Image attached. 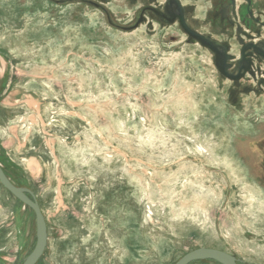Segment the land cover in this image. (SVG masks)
I'll use <instances>...</instances> for the list:
<instances>
[{"label":"rangeland","instance_id":"1","mask_svg":"<svg viewBox=\"0 0 264 264\" xmlns=\"http://www.w3.org/2000/svg\"><path fill=\"white\" fill-rule=\"evenodd\" d=\"M186 2L0 0V164L45 216L36 264H175L201 247L264 264V56L255 72L241 57L264 35H237L226 0L208 16ZM36 239L0 182V264Z\"/></svg>","mask_w":264,"mask_h":264},{"label":"water","instance_id":"2","mask_svg":"<svg viewBox=\"0 0 264 264\" xmlns=\"http://www.w3.org/2000/svg\"><path fill=\"white\" fill-rule=\"evenodd\" d=\"M0 182L18 200H20L24 205L30 207L35 214L37 236L36 244L23 264H36L42 257L46 249L48 240L47 224L40 204L30 189L17 186L11 181V179L5 173L1 164ZM200 260H213L220 264H239L237 259L233 255L220 249L208 247H201L189 251L184 256H182L175 264H190L192 262Z\"/></svg>","mask_w":264,"mask_h":264},{"label":"flooded vegetation","instance_id":"3","mask_svg":"<svg viewBox=\"0 0 264 264\" xmlns=\"http://www.w3.org/2000/svg\"><path fill=\"white\" fill-rule=\"evenodd\" d=\"M180 1V0H179ZM181 4L180 6H187L189 3ZM206 3H202V5L206 6V13H200L202 16H208L210 10L215 11L217 14H221L222 8L218 6L221 0H203ZM228 3V7L224 10L223 15H227L229 17V21L231 22V26H233V30H235L237 35L244 36L245 33H250V36H255V34H251L252 28L257 26L262 30L264 35V0H226ZM221 18V17H220ZM199 34H204V32H198ZM243 34V35H242ZM263 43L261 45L258 42H255L254 39L249 40L248 42L251 44H244V49L241 51V57L246 62L248 66V70L251 72H255L254 63L258 53L263 54L264 56V38L262 39ZM238 49H242L240 43L235 41Z\"/></svg>","mask_w":264,"mask_h":264}]
</instances>
